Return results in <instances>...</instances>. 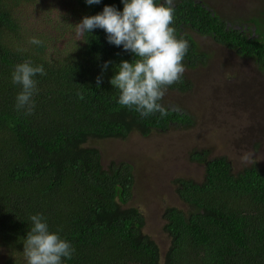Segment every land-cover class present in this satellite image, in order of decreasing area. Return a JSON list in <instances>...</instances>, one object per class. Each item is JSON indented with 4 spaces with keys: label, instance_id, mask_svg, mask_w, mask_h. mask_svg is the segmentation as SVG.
<instances>
[{
    "label": "trees",
    "instance_id": "16d2710c",
    "mask_svg": "<svg viewBox=\"0 0 264 264\" xmlns=\"http://www.w3.org/2000/svg\"><path fill=\"white\" fill-rule=\"evenodd\" d=\"M105 6L122 12L124 4L0 0V264H27L23 243L36 214L74 248L63 264H264V165L234 172L225 156L192 151L190 159L202 165V179H174L186 209H163L168 239L163 256L144 232V213L130 204L138 180L133 166L123 160L102 165L99 149L90 144L95 138L125 139L134 131L148 136L194 123L184 108L164 99L163 117L159 112L144 117L119 104L120 90L110 80L122 61H134V54L110 44L103 29L77 35L75 28ZM252 13L264 34V10ZM208 21L214 22L223 44L254 56L264 67V36L256 40L227 33L199 2L175 0L170 27L189 44L185 69L203 67L207 55L183 27L192 22L201 34H210ZM32 38L43 45L31 44ZM26 60L46 73L35 77L32 115L16 110L22 88L12 83L15 66ZM108 61L112 63L103 69ZM97 77H102L99 87ZM192 87L184 72L166 93L173 97L177 89L175 101L185 102Z\"/></svg>",
    "mask_w": 264,
    "mask_h": 264
},
{
    "label": "rangeland",
    "instance_id": "374dc122",
    "mask_svg": "<svg viewBox=\"0 0 264 264\" xmlns=\"http://www.w3.org/2000/svg\"><path fill=\"white\" fill-rule=\"evenodd\" d=\"M211 3L219 5L220 0ZM232 7L233 11L261 10L264 0H250L247 5L238 0ZM195 39L208 58L203 67L187 70L193 89L186 93L185 102H176L168 92L163 97L184 108L193 118L192 126L153 130L148 136L134 131L125 139L90 143L100 150L104 167L111 160L133 166L138 180L130 204L144 213V232L156 241L161 256L168 242L162 228L164 207L186 209L174 179H202V165L190 159L192 151L225 156L234 172L251 164L264 165V70L257 69L253 59L227 51L209 37L195 34ZM245 155L247 161L242 159Z\"/></svg>",
    "mask_w": 264,
    "mask_h": 264
},
{
    "label": "clouds",
    "instance_id": "9594fccd",
    "mask_svg": "<svg viewBox=\"0 0 264 264\" xmlns=\"http://www.w3.org/2000/svg\"><path fill=\"white\" fill-rule=\"evenodd\" d=\"M100 2L86 0L88 5ZM122 2V12L114 6H105L102 13L84 17L75 25L76 33L83 35L97 28L103 29L110 44L123 46L125 51L133 53L134 61H122L116 67L117 74L110 80L111 85L120 90L118 102L134 108L141 116L148 117L159 112L163 117L167 112L160 101L168 87L181 80L186 70L182 61L189 48L188 42L177 39L170 27L174 19V0H164L160 5L155 0ZM30 43L43 45V41L37 38H32ZM110 63L105 62L103 69H107ZM38 74H46L43 66H33L30 60L16 65L12 72V83L22 88L16 96L15 108L24 115L34 112L33 96L38 92L35 79ZM101 83L102 77H97V87ZM100 140L103 139L95 138L91 142ZM242 159L247 161L249 156L245 155ZM30 220L32 226L23 243L27 264H63L62 258H72V245L57 233L49 231L42 214L32 215Z\"/></svg>",
    "mask_w": 264,
    "mask_h": 264
},
{
    "label": "flooded vegetation",
    "instance_id": "af4514ba",
    "mask_svg": "<svg viewBox=\"0 0 264 264\" xmlns=\"http://www.w3.org/2000/svg\"><path fill=\"white\" fill-rule=\"evenodd\" d=\"M177 1H181V0H177ZM194 1L199 2L202 5V7L205 8V10L212 11V15L214 17H216L217 23L223 25V27H224L225 31H227V33H230V34L241 33V34H244V36H246L247 38L253 36L256 38V40L261 39L260 37L264 36V34L259 33L258 27L254 23L255 21L252 20L254 14L252 13L251 9H247V10L241 9L239 11H233L232 5L235 4L236 1H238V0H220V4H221V2L223 3L222 5H220V4L219 5H212L211 2H213L215 0H194ZM240 1L242 2V5H247L250 0H240ZM161 3H164V0H161ZM222 7H224V8L222 9ZM261 10H264V7L261 8ZM208 23H210V25ZM197 24H200V23H197ZM205 25L209 29L210 34H208V33H202L201 34L197 28L193 27L192 22H189L188 25L183 27V31L191 36V38L195 41L197 48H199V46H198V41L195 39V34L199 35L201 37H209L215 43H217L220 47L225 48L227 51H234L239 56L248 57L249 59H253L256 62V58L254 56H243V55L239 54L236 50H233L230 47H228L226 44H223L217 38V35L215 33L217 31V29H216L213 21H208L205 23ZM199 50H201V51L203 50L201 45H200ZM207 58H208V55H207ZM198 68H200V67H198ZM188 69L185 70L186 73H187ZM257 69L264 70V67L258 66ZM191 70H193V69H191ZM192 84H193V82H192ZM247 85L245 87L249 88ZM193 87H192V89H193ZM178 92L179 91L177 89L172 90V95L174 97V100H177Z\"/></svg>",
    "mask_w": 264,
    "mask_h": 264
}]
</instances>
